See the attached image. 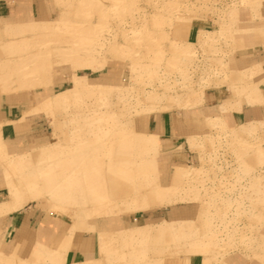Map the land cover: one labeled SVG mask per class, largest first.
I'll return each mask as SVG.
<instances>
[{
	"label": "rangeland",
	"instance_id": "obj_1",
	"mask_svg": "<svg viewBox=\"0 0 264 264\" xmlns=\"http://www.w3.org/2000/svg\"><path fill=\"white\" fill-rule=\"evenodd\" d=\"M260 2L49 0L50 20L0 23V94L58 91L36 111L48 122L50 143L9 153L0 122L6 190L0 217L36 205L66 222L63 238L54 246L39 243L28 258H19L17 237L13 255L0 251V264H192V256H200L202 264H224L235 251H264V241L253 239L264 223V122L226 133L220 120H209L214 128L221 125L218 134L189 141L198 150L200 168L174 170L181 177L167 186L161 184L157 163L159 137L158 151L145 160L136 161L141 155L135 152L139 139L157 136L137 129L140 115L196 107L203 102L204 88L227 79L239 10ZM196 20L213 25L201 30L193 45L187 32ZM107 66L116 71L111 82L89 76ZM241 93L262 100L256 88ZM26 120L24 112L20 122ZM8 161L16 164L7 174ZM157 185L170 190L165 197L173 203L166 197L143 210L148 190ZM172 191L176 196H170ZM181 201L191 202V214L186 210L178 220L96 230L104 218L119 222V217ZM163 212L155 211V216ZM77 232H97V258L67 263Z\"/></svg>",
	"mask_w": 264,
	"mask_h": 264
},
{
	"label": "crops",
	"instance_id": "obj_2",
	"mask_svg": "<svg viewBox=\"0 0 264 264\" xmlns=\"http://www.w3.org/2000/svg\"><path fill=\"white\" fill-rule=\"evenodd\" d=\"M51 16L49 0H0V23L24 24L36 20H50ZM212 25L200 20L190 22L187 42L196 44L199 32L211 29ZM235 29L231 39V54L226 61L228 77L222 78L212 87L204 88L201 104L192 108H173L148 116L140 115L136 120V127L140 132L152 133L159 137L157 163L163 177L160 182L164 186L171 183L177 168H200L198 150H192L189 141L218 134L221 125L214 128L209 124V120H220L227 130L226 133L249 123L264 122V0H261L259 6L240 9ZM242 75L247 76L246 80L236 81ZM89 76L101 83H107L116 78V71L107 66L99 73H89ZM246 87L256 88L262 100L248 98L242 94V89ZM56 92L58 91L53 92L48 88L23 92L22 97L16 94H0V122L3 123L1 134L7 152L32 151L51 142L52 134L46 118L43 120L34 112L25 123L20 121L25 111L38 108L45 97ZM195 163L198 165L193 166ZM5 191L3 172L0 168V199ZM191 205V202L178 203L151 212H141L143 215L130 214L119 217V222H116L114 217L104 218L98 227L95 226L97 232L115 231L117 225L131 227L150 220H178V215L186 213V210L191 214ZM161 209L166 212L155 216V211ZM65 225L66 222L61 217L55 219L52 213L43 212L36 205L0 217V251L7 255L13 254L16 248L14 242L18 237V257L27 255L28 258L37 244L52 247L63 238ZM97 232L76 233L67 253V263L80 262L88 257L97 258ZM253 239L264 241V223L260 225ZM263 258L264 251L260 249L250 255L235 251L225 257L224 264H264ZM201 259L200 256H192L190 260L192 264H202Z\"/></svg>",
	"mask_w": 264,
	"mask_h": 264
},
{
	"label": "bare ground",
	"instance_id": "obj_3",
	"mask_svg": "<svg viewBox=\"0 0 264 264\" xmlns=\"http://www.w3.org/2000/svg\"><path fill=\"white\" fill-rule=\"evenodd\" d=\"M38 109L39 108H36V109H32V110H27V111H25L26 112V117H27V119H28V117H29V115L30 114H33L34 112H36V111H38ZM45 114V113H44ZM35 115V114H34ZM27 121V120H26ZM25 121V122H26ZM158 136H156L155 137V139H152V140H150V139H148L147 140V138L146 139H139V141H137V144H139V146L137 147V149H135V152L136 153H138L139 152V155H141V158H136L137 160L136 161H143V160H145V157L146 156H148V155H150V154H152V152H157L158 151ZM136 145V144H135ZM120 152V151H119ZM261 153V152H260ZM259 153V154H260ZM15 156V155H14ZM14 156H12V157H14ZM18 157V156H17ZM19 158V157H18ZM23 157L21 156L20 157V161H21V159H22ZM15 159L16 158H14V161H15ZM11 160H13V158L11 159ZM17 160V159H16ZM7 162V168H6V173L8 174L9 173V171H11L12 169H13V165H15L16 164V162ZM19 161V159L17 160V162ZM22 161H23V159H22ZM15 163V164H14ZM18 164H19V162H18ZM17 164V165H18ZM137 164H139V163H137ZM144 164V163H143ZM20 165V164H19ZM183 170L184 171V167H179V168H177L176 169V171H178V170ZM180 172V173H179ZM178 172V174H173V176H172V181H173V184H175V183H177V181L180 179V177H181V171H179ZM184 177V176H183ZM182 177V178H183ZM8 183V186H9V194L10 195H12V193H13V189H14V183H13V181L12 180H10L9 182H7ZM146 191H147V189H146ZM145 191V192H146ZM149 193H150V197H149V200H147V203L146 204H144V206H142V208H143V210H147V209H149V208H151L152 207V205H154V204H157V203H160V202H164L165 200H166V197H167V202H169L170 201V203L172 202L173 203V200L171 201V198H168V196H166L165 197V195H168L169 193H167V192H170V190H168V189H164L163 187H161L160 185H157L156 186V189H154V188H150L149 190ZM174 191V190H173ZM173 191H172V195H170L171 197L172 196H176V195H174L173 194ZM137 192V191H136ZM140 192V191H139ZM141 192H144L143 190L141 191ZM141 194V193H140ZM179 198H180V196H179ZM182 198H184V197H182ZM147 199V198H146ZM168 199H169V201H168ZM174 200L176 199V198H173ZM179 200H181V198L179 199ZM178 200V201H179ZM189 200V199H188ZM182 201H183V199H182ZM181 201V202H182ZM187 201V200H186ZM186 201H185V203H186ZM174 203H176V201L174 202ZM183 203V202H182ZM163 204V203H162ZM170 205V204H169ZM168 205V206H169ZM165 207V206H164ZM15 251V250H14ZM13 255V254H12Z\"/></svg>",
	"mask_w": 264,
	"mask_h": 264
}]
</instances>
